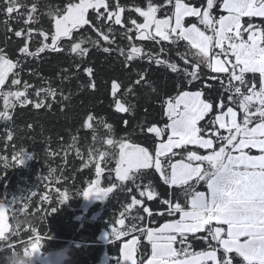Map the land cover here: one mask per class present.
<instances>
[{
  "label": "snow or ice",
  "instance_id": "snow-or-ice-1",
  "mask_svg": "<svg viewBox=\"0 0 264 264\" xmlns=\"http://www.w3.org/2000/svg\"><path fill=\"white\" fill-rule=\"evenodd\" d=\"M38 2L36 0L30 8L21 0H4L3 3L6 25L14 14L25 17V27L14 32L16 37L24 39L19 48L24 57L36 58L46 51L61 52L65 41L70 43V52L80 58L88 55L89 46L102 47L103 52L111 53L114 50L111 46L116 44L115 26H119L124 29L119 33L120 37L129 43L127 48L118 47L116 50L125 57L126 65L146 58L149 63L154 62L182 75L189 85L207 76L200 90H183L177 84V94L163 101L167 123L163 127H147L148 133L160 139L154 155L148 148L131 142L127 136L117 138L112 124L92 114L86 116L82 125L92 131L93 144L88 148L86 159L77 147L79 137H72L73 143L68 147L76 151L77 157L83 161V168L94 166L95 179L90 180L82 192L85 199L93 196L108 198L115 189L131 182L141 198L153 201L159 193L152 182H139L144 180L146 170L153 168L170 189L175 186L182 190L183 203L179 202V194L174 192H170L168 198L160 199V203L167 207L156 215L163 216L166 212L169 217L178 214V218L158 227L148 226L146 220L156 223L151 220L153 211L145 205V200L132 195L131 202L124 205L116 220L117 226L111 229L113 241L131 237L122 244L116 264H264V23L253 22V18H264V0H206V4L200 6L190 0H163V3L147 0L145 7L130 9L121 5L119 0H115L114 6L110 0H68L63 8L49 5L44 13L53 23L51 33L30 26L39 23L36 16ZM167 5L171 6L170 10ZM24 8L27 11L21 12ZM215 9L222 14H214ZM90 10L95 14L96 25H92L89 18ZM126 10L134 11L143 22L131 17L126 22ZM162 11L164 15L158 16ZM186 17L196 18L197 23L186 26ZM245 17L248 18L246 24L243 22ZM85 25H91L99 38L76 35ZM8 31H12L11 27ZM36 37L42 39L32 51L30 42ZM134 40L153 41L155 45L167 42L173 47L183 42L185 51L177 50L176 55L183 60L184 66L167 58L168 48L161 46L158 53H153ZM101 41L107 46H102ZM19 67L20 61H13L0 48V100L3 102L0 122H10L18 105L51 108V103L46 101L49 98L55 100L58 94L51 86L38 88L34 93L37 99L32 100L28 94L32 86L27 81H24L23 89L14 88L21 84L20 73L15 71ZM204 68L209 72L205 73ZM83 70L90 78L88 87L95 89L96 83L91 80L94 69L85 67ZM10 76V85L5 89ZM138 77L136 85L148 83L144 73H139ZM205 88L209 91L223 89L218 103L205 98ZM120 89L121 85L113 80L111 94L114 98ZM152 91L156 89L153 87ZM127 93L134 94V89L129 88ZM114 105L118 113L132 111V106L120 98L114 99ZM127 123L125 120L124 124ZM98 126L106 132L104 137L98 135ZM221 130L227 134H222ZM165 135L166 140L162 139ZM6 138L13 139L10 130ZM97 144L105 147L95 146ZM188 145L208 150V154L188 151L185 156L173 151ZM251 149L259 154L251 155L246 151ZM177 156L182 158L173 162L172 158ZM64 158L67 159V152ZM113 160L114 167H109ZM13 161L23 163L20 153L13 156ZM55 172L56 169L49 170L50 181L55 179ZM106 172L110 182L114 172L115 181L119 183L102 187L101 177ZM201 182L206 185V191L197 189ZM56 191L59 202H67V191ZM127 191L131 193L133 188L128 187ZM35 195L33 192L32 196ZM41 200L50 202V193L41 196ZM136 206H141L147 216L139 212L133 215ZM26 207L9 209L0 203V252L4 247H17L13 237H18L23 229L16 221ZM51 211L55 212L56 208ZM126 220L130 223L126 224ZM30 231L37 233L35 227H30ZM199 233L204 235H197ZM190 236L203 240L206 250L193 251ZM141 238L151 247L150 255L146 257L140 251ZM19 244L23 245L21 249L25 253H35L41 247V236L35 234ZM221 250L222 254L218 256Z\"/></svg>",
  "mask_w": 264,
  "mask_h": 264
},
{
  "label": "trees",
  "instance_id": "trees-1",
  "mask_svg": "<svg viewBox=\"0 0 264 264\" xmlns=\"http://www.w3.org/2000/svg\"><path fill=\"white\" fill-rule=\"evenodd\" d=\"M36 0H21L28 8ZM68 0H39L38 11L36 16L39 17V23L30 25L36 29H43L51 33L54 31L53 23L48 16L44 15L48 11V6L54 8L59 6L63 8ZM114 6L115 0H110ZM121 5L132 8L133 6L145 7L147 0H119ZM156 3H163V0H155ZM196 6L206 4V0H190ZM4 0H0V48H3L8 57L13 61H20V67L15 71L20 73L21 84L14 88L23 89L24 81H27L32 87L29 89V98L36 100L34 95L36 89L47 88L51 86L57 90L55 100L49 98L46 103H51V108L42 107L35 109L31 104L21 107L17 106L12 115V120L8 123L0 122V203L5 204L9 209H18L27 206L25 211L16 221L22 226L21 234L13 237L17 242V249L23 245L19 241H27L31 236L39 234L41 236V255L47 251L64 248L70 259H66L63 264H99L104 258L108 263L116 264L119 257L121 242L129 237H122L119 241H113L109 233L107 241L101 239L105 232H109L110 226H117L116 220L124 210V205L131 202L132 195L138 199L145 200L154 213L150 221H145L148 226L158 227L160 224L170 219L178 218L165 215H156L157 212L164 211L166 205L160 203L161 198H168L170 192L179 194V202L183 203L181 189H172L165 185L160 179L159 173L155 169L146 170L144 180L141 183L152 182L159 196L153 201H147L146 197L141 198L131 182H127L123 188H118L109 195L108 198L96 200L93 203L90 198L85 199L82 195L83 190L88 186L90 180L95 179L94 166L83 168V161L77 157L76 151L68 146L73 143L72 137L78 136L77 147L87 158L88 148L93 144L92 131L82 127L83 121L88 114L94 115L97 119L103 118L104 121L113 125L114 133L117 138L127 136L131 142L137 143L155 152L156 145L160 142L153 133L147 132V127L156 125L163 127L167 123V117L164 115L163 101L168 97H174L177 94V84L181 85L183 90H200L202 81L207 79L203 76L200 81H194L191 85L183 78L182 75L173 73L165 66H158L154 62L149 63L145 59H137L126 65L125 57L119 55L116 50L118 47H128V41L120 37L119 33L124 31L119 26L116 27V44L111 47L114 49L111 53H105L101 48L90 47L88 55L80 58L70 52V43L65 41L64 50L61 52L46 51L39 57H24L19 53V48L23 46L24 39L16 37L14 32L24 28V16H16L8 21H4L7 16L3 12ZM171 9L170 5L166 6ZM26 12L27 9H21ZM103 11V10H102ZM217 16L222 14L219 9L214 10ZM164 12L158 13L163 16ZM127 18H136L138 22H143L134 11L126 10L124 13ZM89 18L92 25H96L95 14L90 10ZM243 22L246 24L248 18L245 17ZM254 23H264V18H253ZM197 23L196 18L186 17L185 24ZM11 27L12 31H8ZM76 35H83L98 39L96 32L92 30L91 25H85ZM135 36V33H132ZM42 38L36 37L30 42V50L35 51L39 46ZM50 42V41H49ZM137 44H143L146 50L158 53L161 46L168 48L167 58L172 62L183 67V60L176 55L177 50L185 51V45L181 42L178 46L173 47L167 42H161V45H155L153 41H133ZM102 46L104 45L101 41ZM163 55V54H161ZM79 65V68H77ZM85 67L94 69V80L96 88L88 87L90 78L84 72ZM203 71L208 73L209 70L204 68ZM144 73L145 80L148 83L136 85L135 81L139 78L138 74ZM222 77L225 74H219ZM251 74H249L250 76ZM68 77V79H65ZM12 77L4 86L7 89ZM116 80L120 85V92L117 97L111 94V82ZM156 91L153 92L152 88ZM129 88L134 89V94L127 93ZM205 97L210 101L219 102L220 93L223 89L216 88L209 91L204 89ZM62 93V95H61ZM67 96L68 99H63ZM120 98L132 106L130 113H118L115 110L114 99ZM226 99V95H225ZM233 106V105H229ZM3 110V102L0 100V111ZM237 111L239 109L237 108ZM128 121L127 125L124 121ZM204 122L202 121L201 124ZM31 125V127H29ZM13 133V139L7 140V131ZM222 134H227L221 130ZM98 135L104 137L106 132L98 126ZM165 135L162 139L166 140ZM101 148L103 145H95ZM182 152L185 156L188 151L197 153L206 150L200 149L196 145H188L186 148L174 149ZM67 159L65 160V153ZM251 153L257 151L251 149ZM20 153L23 159L22 164L13 161V156ZM51 153H55L52 155ZM182 157H173V161ZM166 161V158H163ZM113 160L109 167H114ZM56 169L54 180H49V170ZM113 180L107 179V172L101 177V186L108 187L110 183H119L115 181L114 172ZM194 183V181H193ZM128 187L133 191L129 193ZM59 191H67L69 199L65 203L59 202ZM197 189L206 191V185L201 182ZM35 192L36 195L32 196ZM50 193V202L42 201L41 196ZM56 208L55 212L51 209ZM144 215L141 206H136L132 214ZM130 221L126 220V224ZM30 227H35L37 233H32ZM139 235V233H134ZM203 236L204 233L197 234ZM193 251L206 250L207 246L203 240L193 239L190 236ZM69 249L71 250L69 252ZM140 251L145 255H150V245L141 238ZM222 254L218 253V256ZM3 253L0 252V256Z\"/></svg>",
  "mask_w": 264,
  "mask_h": 264
},
{
  "label": "clouds",
  "instance_id": "clouds-1",
  "mask_svg": "<svg viewBox=\"0 0 264 264\" xmlns=\"http://www.w3.org/2000/svg\"><path fill=\"white\" fill-rule=\"evenodd\" d=\"M10 239L11 238L9 237V240ZM41 249L42 247H40L35 253H32L31 251L25 253L22 249L4 247V250L2 251L3 255L0 256V264H33L34 258L41 254ZM70 251L71 250L69 249V252ZM61 254L64 255L66 259H70L68 253H64L61 250Z\"/></svg>",
  "mask_w": 264,
  "mask_h": 264
},
{
  "label": "water",
  "instance_id": "water-1",
  "mask_svg": "<svg viewBox=\"0 0 264 264\" xmlns=\"http://www.w3.org/2000/svg\"><path fill=\"white\" fill-rule=\"evenodd\" d=\"M91 202L93 203L95 201V197L90 198ZM137 235V234H133ZM131 237L127 238L130 239ZM123 240L121 242L120 248L122 247V244L127 240ZM61 250L64 253H68L64 248H58V249H53L50 251H47L45 254L42 255V259L39 264H63V262L66 260V257L61 254ZM119 256H120V251H119Z\"/></svg>",
  "mask_w": 264,
  "mask_h": 264
},
{
  "label": "rangeland",
  "instance_id": "rangeland-1",
  "mask_svg": "<svg viewBox=\"0 0 264 264\" xmlns=\"http://www.w3.org/2000/svg\"><path fill=\"white\" fill-rule=\"evenodd\" d=\"M186 19V18H185ZM187 26V25H186ZM202 27V26H201ZM195 91H197V90H195ZM206 98V97H205ZM207 99V98H206ZM174 151V150H173ZM198 154H200V155H206V154H208V150H207V152H206V154H203V153H198ZM250 154V153H249ZM251 155H258V154H251ZM163 159V158H162ZM174 162V161H173ZM95 197V196H94ZM95 199L96 200H100V199H97L96 197H95ZM88 200V199H87ZM5 207H6V205L5 204H3ZM7 208V207H6ZM111 229H112V226H110L109 228H108V231L109 232H105L102 236H101V239H103L104 241H107V239H108V236H109V233H111ZM150 251H151V247H150ZM41 259H42V255L41 254H39V255H37L35 258H34V260H33V264H39L40 263V261H41ZM99 264H110V263H108V260H107V258H104ZM113 264H115V263H113Z\"/></svg>",
  "mask_w": 264,
  "mask_h": 264
},
{
  "label": "crops",
  "instance_id": "crops-1",
  "mask_svg": "<svg viewBox=\"0 0 264 264\" xmlns=\"http://www.w3.org/2000/svg\"><path fill=\"white\" fill-rule=\"evenodd\" d=\"M226 135V134H225ZM253 150H255V149H253ZM246 151H249V150H246ZM255 151H257V150H255ZM206 152H207V150L206 151H204V152H200V153H203V154H206ZM250 154H259V152L257 151L256 153H251V152H249Z\"/></svg>",
  "mask_w": 264,
  "mask_h": 264
},
{
  "label": "flooded vegetation",
  "instance_id": "flooded-vegetation-1",
  "mask_svg": "<svg viewBox=\"0 0 264 264\" xmlns=\"http://www.w3.org/2000/svg\"><path fill=\"white\" fill-rule=\"evenodd\" d=\"M95 201H96V199H95Z\"/></svg>",
  "mask_w": 264,
  "mask_h": 264
}]
</instances>
